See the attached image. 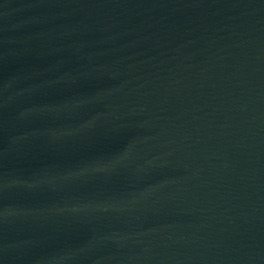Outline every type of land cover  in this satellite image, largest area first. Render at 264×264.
Masks as SVG:
<instances>
[{
    "label": "water",
    "instance_id": "1",
    "mask_svg": "<svg viewBox=\"0 0 264 264\" xmlns=\"http://www.w3.org/2000/svg\"><path fill=\"white\" fill-rule=\"evenodd\" d=\"M0 264H264V0H0Z\"/></svg>",
    "mask_w": 264,
    "mask_h": 264
}]
</instances>
